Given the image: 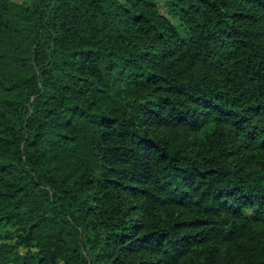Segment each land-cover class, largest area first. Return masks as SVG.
Here are the masks:
<instances>
[{
	"label": "trees",
	"instance_id": "16d2710c",
	"mask_svg": "<svg viewBox=\"0 0 264 264\" xmlns=\"http://www.w3.org/2000/svg\"><path fill=\"white\" fill-rule=\"evenodd\" d=\"M164 5L0 0V264H264V0Z\"/></svg>",
	"mask_w": 264,
	"mask_h": 264
},
{
	"label": "rangeland",
	"instance_id": "374dc122",
	"mask_svg": "<svg viewBox=\"0 0 264 264\" xmlns=\"http://www.w3.org/2000/svg\"><path fill=\"white\" fill-rule=\"evenodd\" d=\"M158 4H159V6H160L161 12L167 16L168 11H167V9H166V7H165V5H164V0H158ZM172 21H173L175 24H177V21H176V20L172 19Z\"/></svg>",
	"mask_w": 264,
	"mask_h": 264
}]
</instances>
